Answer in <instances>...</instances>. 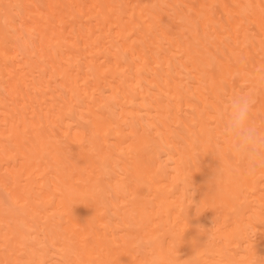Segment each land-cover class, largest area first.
I'll return each mask as SVG.
<instances>
[{"label": "bare ground", "instance_id": "1", "mask_svg": "<svg viewBox=\"0 0 264 264\" xmlns=\"http://www.w3.org/2000/svg\"><path fill=\"white\" fill-rule=\"evenodd\" d=\"M259 70L264 0H0V264H264Z\"/></svg>", "mask_w": 264, "mask_h": 264}, {"label": "clouds", "instance_id": "2", "mask_svg": "<svg viewBox=\"0 0 264 264\" xmlns=\"http://www.w3.org/2000/svg\"><path fill=\"white\" fill-rule=\"evenodd\" d=\"M256 81L255 86L227 98L217 113L230 157L243 163L250 174L264 169V126H257L252 119L258 88H264V70L258 71ZM101 173L106 175L107 168L102 167ZM145 264H165V261L158 255L149 254ZM254 264H257L256 260Z\"/></svg>", "mask_w": 264, "mask_h": 264}, {"label": "rangeland", "instance_id": "3", "mask_svg": "<svg viewBox=\"0 0 264 264\" xmlns=\"http://www.w3.org/2000/svg\"><path fill=\"white\" fill-rule=\"evenodd\" d=\"M6 208H7V210L8 211H13L14 209H15V207L12 205V204H8V203H6ZM14 208V209H13Z\"/></svg>", "mask_w": 264, "mask_h": 264}]
</instances>
